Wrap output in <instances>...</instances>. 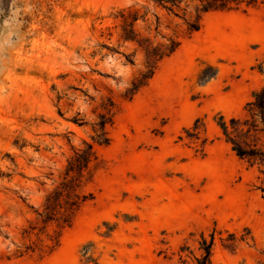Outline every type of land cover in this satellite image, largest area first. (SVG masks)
Returning <instances> with one entry per match:
<instances>
[{
	"label": "rangeland",
	"instance_id": "1",
	"mask_svg": "<svg viewBox=\"0 0 264 264\" xmlns=\"http://www.w3.org/2000/svg\"><path fill=\"white\" fill-rule=\"evenodd\" d=\"M136 3L154 19L147 0H0V264H178L180 247L198 254L214 228L212 264H264V175L217 124L243 116L264 86V4L208 12L191 34L158 9L181 45L133 93L144 54L120 40L112 14ZM109 110L110 143L95 145L83 189L93 198L69 226L41 232L73 148Z\"/></svg>",
	"mask_w": 264,
	"mask_h": 264
},
{
	"label": "trees",
	"instance_id": "2",
	"mask_svg": "<svg viewBox=\"0 0 264 264\" xmlns=\"http://www.w3.org/2000/svg\"><path fill=\"white\" fill-rule=\"evenodd\" d=\"M147 1L152 3L154 19L150 16L152 8L149 5L139 7L137 3L119 8L112 14V18L117 22L113 27L120 28V40L123 43L135 44V52L141 50L144 54L146 71L142 72L134 82L133 93L146 85L160 62L171 56L181 45L177 36L168 37L163 34L158 9L165 11L169 16L182 19L191 34L200 29L203 17L208 12L229 11L239 9L243 5L254 7L264 4V0ZM111 28L106 27V31H103L102 35L107 34L110 37L112 35ZM158 36L163 39L167 38V41H157ZM100 46L110 50L112 54L124 55L129 63L133 64L135 61V52L125 54L104 43ZM113 117L114 113H111L110 110L100 113L97 120L91 124V141L84 140L83 146L73 148V153L67 160L61 181L47 195L43 210L38 212V218L43 224L40 229L41 232L51 223H56L60 228L69 226L81 207L93 198L92 194L85 193L83 189L92 177L93 164L98 160L95 145L106 146L110 143L108 127L113 125ZM71 121L80 126L85 123L80 118H73ZM217 124L223 138L231 146L237 157L246 162L250 168L256 167L259 174L264 175V86L257 90L253 99L246 104L243 116L227 119L223 114H220ZM194 128L196 133H199L198 121ZM30 228L31 230L26 231L28 236L34 233L36 226ZM216 233L217 230L214 228L209 236L204 233L200 234L197 247L198 254L189 245H182L178 264H212ZM220 240L225 247L231 248L232 243L237 239L235 235H232V238H220ZM230 240L233 242L225 243V241ZM53 243L49 247V251L56 247L58 240ZM27 250L35 251V248L28 246Z\"/></svg>",
	"mask_w": 264,
	"mask_h": 264
}]
</instances>
